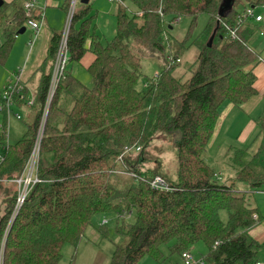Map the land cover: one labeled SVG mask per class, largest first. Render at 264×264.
Returning <instances> with one entry per match:
<instances>
[{"label": "trees", "instance_id": "1", "mask_svg": "<svg viewBox=\"0 0 264 264\" xmlns=\"http://www.w3.org/2000/svg\"><path fill=\"white\" fill-rule=\"evenodd\" d=\"M123 2L118 3L116 12L117 35L106 45L95 29L90 32V5L75 12L68 40L70 61L83 58L90 39L95 59L88 70L94 86L88 88L69 73L60 82L44 124L40 181L32 187L3 242L17 198V190L5 188V193L12 195L0 214L3 264H59L64 246L71 243L78 247L94 215L107 212L118 215L115 230L120 237L110 264H137L145 256L160 261L166 256L164 246L182 254L199 241L208 246L204 264H256L264 244L249 231L261 221V214L251 200V191L240 190L235 184L247 183L252 190L264 185L260 150L249 160L234 159L238 170L231 185L215 179L216 170L204 155L222 105L229 102L241 107L258 93L254 69L261 57L250 43L256 24L241 19L244 11L238 5L245 2V8H264V0H235L223 14L224 0ZM201 13L209 15V22L197 44V67L191 78L181 81L174 75L177 64L172 60L179 57L175 54L166 57L163 70L139 89L142 61L133 43L146 46L149 56H164L174 24L191 17L195 25ZM6 16L3 4L0 25H5ZM12 21L22 28L24 10H18ZM231 30H235V38ZM4 34L0 64L13 49L16 30L6 27ZM59 40L60 35L53 38V57ZM50 77L51 73L45 75L40 86L42 108ZM41 121L42 110L28 125L24 139L4 149L0 143L4 153L0 192L4 180L21 176ZM161 135L170 137L175 150L173 176L158 160L156 168L143 164L144 149ZM4 138L6 135H1ZM135 146L142 151L125 153L126 148ZM120 173L130 176L132 182L119 186ZM156 176H162L173 189H154L149 182ZM131 213L136 214L132 222L126 219Z\"/></svg>", "mask_w": 264, "mask_h": 264}, {"label": "rangeland", "instance_id": "2", "mask_svg": "<svg viewBox=\"0 0 264 264\" xmlns=\"http://www.w3.org/2000/svg\"><path fill=\"white\" fill-rule=\"evenodd\" d=\"M79 3L78 6H80V10H82V1L79 0ZM117 4L118 2H109L108 0L91 1L90 6H93L91 16H93V19L90 24V32L93 33V30L95 29V34L98 37H101V40L104 43L112 41L117 35V17L112 12L114 10L112 7L117 6ZM245 4V2H242L238 5L240 11L243 12L245 10ZM52 9L53 8H51V11H53L52 21L54 19L59 21L62 13V10H60L61 8ZM256 14H262L264 17V8L257 7ZM63 19L64 22L62 25L53 24L56 28L60 27L58 29H61V32L64 29L67 15H65V18ZM9 20H11V17ZM208 22L209 15L206 13H201L198 16L195 25H193V19L191 17L180 18V20L174 24V28L170 30V35L167 36L166 42L169 46L164 56L161 54L149 56V49L146 46L139 43H133L132 47L140 55L142 61V75L138 82V88L143 89L148 81L158 75L166 66V57L170 59L175 54L179 56L181 61L176 63L177 65L174 69V75L181 79V81H187L190 79L193 71L197 67V58L199 54V47L197 44L203 31L206 29ZM26 26L28 27V25ZM17 31L18 29L16 30V33ZM261 32H263V34H261ZM15 35L13 49L7 61L4 64H0V103L6 87L11 82L17 80V74L19 72H21L20 80H22L25 86L28 84L27 82L29 80H31L29 83L34 85H37L39 81L37 75L28 76L30 72L37 69L38 65V63H36V65L33 64V55L30 57V52L36 43L37 37L36 40H34L35 34L33 33L32 35L30 28L24 33ZM4 40L5 34L3 25H0V45ZM33 40L35 42L31 48V42ZM250 43L262 59H264V21L260 22L259 26L255 29ZM72 66L73 64L70 61L67 67V72L71 70ZM83 77L92 78L88 69L83 72ZM32 84H28V88L30 89L28 90V101H35L36 98V91L33 89ZM93 86L94 79L91 87ZM258 96L260 95H257V97ZM227 103L229 104V102ZM227 103H224L220 109L221 113L217 128L207 146L204 156L216 170V174H221L223 176L221 183L231 185L234 182L238 170L237 164H235L236 161L234 160L236 157L249 160L254 153L260 150L259 165L264 168V103L253 111L254 114L252 116L248 115L249 108L235 106L234 110L224 120L223 113ZM18 114L21 115V119L17 117ZM35 118V113L31 111L29 113V111L19 108L16 104L11 107V112L9 114L0 111V126H5L8 132V137H6V139H1V135H4V133H2V130L0 129V143L7 140L5 143H8V145H15L17 142L24 139L28 132V124L34 122ZM223 122L226 123L224 124ZM144 150L143 164L145 168H156V161L158 160L164 168H170L171 175H174L176 170V159L175 150L170 137L161 135L152 141ZM141 151L136 152V154ZM117 177L120 179L118 183L119 186H126L132 182L131 177L127 175L125 176L123 173L118 174ZM18 178L6 179L3 181L4 188L0 192L1 215L5 212L8 195H12L5 193L4 190L6 187L10 188L12 192L17 190L18 196L19 183L16 180ZM235 187L240 190L251 191V200L258 206L261 215L264 217V185L259 189L252 190V187L249 184L237 182ZM223 214H226V212ZM135 215L136 214L134 213L133 220L135 219ZM105 220H107V223L102 225ZM116 220L117 214L114 212L95 214L92 219V224L87 228L84 234L86 238H82L81 243L83 244L78 245L76 248L71 243H67L63 248V257L59 264H109L110 259H107V251L108 249L110 251L113 250V241L117 239V232L115 230ZM95 229L100 233H98L100 237L96 242L92 235H90V232ZM104 232H107V234L103 235ZM173 243L174 241L170 242V244ZM163 249L166 256L162 260H153L150 256H145L140 262H138V264H185L182 254H179L178 252H170L168 246H164ZM191 253L196 261L193 264H202L201 261H204V257L208 253V246L205 242L199 241L193 245Z\"/></svg>", "mask_w": 264, "mask_h": 264}, {"label": "crops", "instance_id": "3", "mask_svg": "<svg viewBox=\"0 0 264 264\" xmlns=\"http://www.w3.org/2000/svg\"><path fill=\"white\" fill-rule=\"evenodd\" d=\"M3 1H4L3 4H5V12L7 14V16H6L7 22L5 23V25H3V30H5L6 27H8V30L12 29V28L14 30L18 29V31L16 33L18 35V34L26 32L27 29L30 28L32 35H33V33L35 34L34 40H36V37H37L35 45H34V42H35L34 40L31 42V48L33 47V45H34V47L32 48V51L30 52V57H32V55H33V58H32L33 64L36 65V63H38V65H37V69L35 71L30 72L28 76L37 75L39 78V81H38L37 85L29 83L31 80H29L27 82L28 84H32L33 89L36 91V98H35V101L33 104L28 103L27 96H28V90H30V89L28 88V84H27L23 98L17 97L15 104L19 108L25 109L26 111H29V113L31 111V112L35 113L36 116H38L42 110V102L39 98L40 86L42 84L44 76L47 74H50L52 72V69H53L54 57L51 56V54H50V48H51V45L53 42V38L55 36H58L61 34V29L60 30L58 29L60 27L56 28L55 26H53V24L54 25H56V24L62 25V23L64 22L63 18H65V15H67V13H68V7L69 6H67V2L69 0H36V3L38 6L36 7V10H34L35 15H37L38 10H41L42 8L45 11V18H44V21L42 23V27L40 28V30L38 32H35L31 28V26H29L27 24V22H25L23 27H22V28L25 27V31L21 32V33H19V30H21L22 28H20L15 22H13L12 19L14 18L15 14L18 10H21V9L24 10V5L29 0H3ZM91 1L92 0H89V2L87 4L82 3L81 5H83V9L86 8V5H90ZM109 2H112V1H109ZM80 3H79V0L76 3V11L77 12L80 11V6H78ZM90 7H91V9L89 11V15L91 16L92 11H93V6L91 5ZM117 7H118V4H117V6L112 7V9H114L112 12L114 13L115 16H116V12H117ZM51 8H53L52 10L61 8L60 10H62V13H61V17H60L59 21L58 20L56 21L55 19L52 21V12L53 11H51ZM97 16H98V14H97ZM10 17H11V20H9ZM263 21H264V17H263V20L260 22H263ZM260 22H254L256 24V28L259 26ZM81 23H82L81 20L78 21L76 23V27L77 28L80 27ZM26 25H28V27ZM99 40L103 45H106L108 42H110V41H107L106 43H104L101 40V37H99ZM89 41H90V39H89ZM89 41H88V44H86L88 49H87V52L85 53V55L83 56V58L80 61L71 62L73 64V66H72L71 70H69L67 73L72 74L74 77H76L79 81H81L88 88H92L91 86L93 84V79H94L93 76H92V78L83 77V72L89 68V66L93 63V61L95 59V54L93 53L92 49H90L91 42H89ZM263 62H264V59H262V57H261V62L258 63V65L254 69L255 73L257 74L258 93L255 96H253V98L251 97L244 105L241 106V108H243V107L249 108L248 115H250V116H252L254 114L253 111H255L257 108H259L264 103V63ZM47 68H48V71H47ZM21 83L23 84L22 80H21ZM257 95H260V96L257 97ZM234 107H235L234 104H232V103L228 104L227 103V105L224 108L225 110L223 113L224 120L234 110ZM6 113H8V112H6ZM221 117H222V115H221ZM223 123L225 124L226 122H223ZM215 179H217L221 183L223 180V176L221 174L215 173ZM133 214L134 213L129 214L126 219L127 220L129 219L128 221H131V222L134 221L135 219L134 220L132 219ZM263 218L264 217L261 215V221L255 227H253L249 232L255 239H257L260 243L264 244V225H263L264 221H263ZM117 220H118V215H117ZM102 225H105V224H102ZM98 233L99 232H97L96 229L92 230V232H90V235H92L95 242L100 237L99 236L100 233L99 234ZM83 237L86 238L85 235H83ZM87 240H88V238H87ZM119 241H120V237L117 235V239H115L113 241V245H114L113 250L110 251L108 249V251H107V254H108L107 259L109 258L110 261H111L112 255L116 249V244ZM80 244H83V243H80ZM151 259L156 260L152 257H151ZM257 260L258 261L256 264H263V262H264V247L262 248V250L258 254ZM110 261H109V264H110Z\"/></svg>", "mask_w": 264, "mask_h": 264}, {"label": "built area", "instance_id": "4", "mask_svg": "<svg viewBox=\"0 0 264 264\" xmlns=\"http://www.w3.org/2000/svg\"><path fill=\"white\" fill-rule=\"evenodd\" d=\"M78 0H71L69 7H68V13H67V19L66 23L64 26L63 31L60 34V40L58 43V47L54 56V63H53V69L51 72V77H50V83H49V90H48V95L46 102L43 105L42 108V121L39 129V133L37 136V140L35 142V146L24 166V170L21 174V176L16 179L17 182L19 183V189H18V196L16 198V205L12 214V217L9 221L8 228L5 231L4 234V239L3 242L5 241L8 231L11 227V224L14 220V217L18 213L19 209L25 202L28 194L30 193L32 187L34 186L35 183L39 182L40 179L38 177V163H39V154H40V145H41V139L43 136V129H44V124L45 120L48 114L50 102L60 84V82L66 77L67 75V67L68 64L71 60V54H70V48L68 44L69 40V34H70V28L72 24L73 17L76 12V3ZM112 2H118V3H124L123 0H109ZM36 0H29L25 3L24 5V12L26 16V22L31 28L35 31L38 32L40 28L42 27V23L45 18V11L43 8L41 10H38V14L35 15L34 10H36L37 7ZM243 18H249L252 19L254 22H260L263 20V15L262 14H256V8L254 6H247L243 12ZM231 37L235 38L236 37V32L235 30H231ZM263 34V32H261ZM181 59L178 57L174 60H172L173 63L180 62ZM20 75L21 72L17 74V80L15 82H11L3 92V97L0 103V111L2 112H11V107L15 104V101L17 97L23 98L26 86L21 83L20 80ZM28 103L33 104V100H29ZM17 117L21 119V115L18 114ZM0 129L2 130V133H4L7 136V129L1 125ZM7 140H5L2 144V149H4L8 143H5ZM141 150L140 146H135L133 148H126L125 153L127 152H138ZM124 154L120 155V158L123 157ZM4 159V153L3 150L0 151V163ZM135 176V175H134ZM151 186L159 191H170L173 188L170 186V184L162 177V176H156L149 182ZM254 217L257 218L258 215L254 214ZM107 220L103 222V224H106ZM4 247V245H3ZM3 247L1 249L0 253V264H3ZM182 258L184 260L185 264H193L195 263V258L192 255L191 251H184L182 253ZM202 264H204V261H201ZM264 264V262H263Z\"/></svg>", "mask_w": 264, "mask_h": 264}, {"label": "water", "instance_id": "5", "mask_svg": "<svg viewBox=\"0 0 264 264\" xmlns=\"http://www.w3.org/2000/svg\"><path fill=\"white\" fill-rule=\"evenodd\" d=\"M82 3L84 4H87L89 2V0H81ZM235 0H224V5L223 7L221 8V14H223L225 11L229 10L232 6H233V3H234ZM4 1L3 0H0V7L3 5ZM218 27V26H217ZM217 27L215 28L211 38H210V43L209 45H211V42H212V39L217 31ZM25 31V27L22 28L21 30H19V33L21 32H24Z\"/></svg>", "mask_w": 264, "mask_h": 264}]
</instances>
